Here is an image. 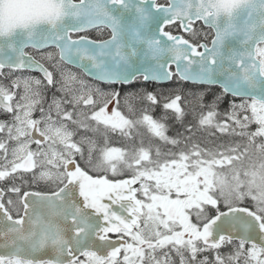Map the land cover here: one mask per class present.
I'll return each mask as SVG.
<instances>
[{"label":"snow or ice","instance_id":"1","mask_svg":"<svg viewBox=\"0 0 264 264\" xmlns=\"http://www.w3.org/2000/svg\"><path fill=\"white\" fill-rule=\"evenodd\" d=\"M0 264H264V0H0Z\"/></svg>","mask_w":264,"mask_h":264},{"label":"flooded vegetation","instance_id":"2","mask_svg":"<svg viewBox=\"0 0 264 264\" xmlns=\"http://www.w3.org/2000/svg\"><path fill=\"white\" fill-rule=\"evenodd\" d=\"M170 85H163V87H165V88H167V87H169ZM133 87H135V88H139V87H142L141 85H134Z\"/></svg>","mask_w":264,"mask_h":264},{"label":"trees","instance_id":"3","mask_svg":"<svg viewBox=\"0 0 264 264\" xmlns=\"http://www.w3.org/2000/svg\"><path fill=\"white\" fill-rule=\"evenodd\" d=\"M189 88H191V86H189ZM227 102H225V105H226Z\"/></svg>","mask_w":264,"mask_h":264},{"label":"rangeland","instance_id":"4","mask_svg":"<svg viewBox=\"0 0 264 264\" xmlns=\"http://www.w3.org/2000/svg\"><path fill=\"white\" fill-rule=\"evenodd\" d=\"M169 87H171V85Z\"/></svg>","mask_w":264,"mask_h":264}]
</instances>
